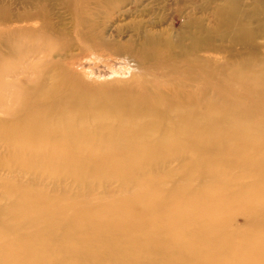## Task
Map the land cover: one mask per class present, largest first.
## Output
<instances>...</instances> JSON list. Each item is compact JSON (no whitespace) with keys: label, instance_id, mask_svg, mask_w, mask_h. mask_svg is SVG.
<instances>
[{"label":"bare ground","instance_id":"bare-ground-1","mask_svg":"<svg viewBox=\"0 0 264 264\" xmlns=\"http://www.w3.org/2000/svg\"><path fill=\"white\" fill-rule=\"evenodd\" d=\"M9 48L7 162L62 188L0 185V264H264V68L207 92L181 78L167 96L159 82L49 85V43Z\"/></svg>","mask_w":264,"mask_h":264},{"label":"rangeland","instance_id":"rangeland-1","mask_svg":"<svg viewBox=\"0 0 264 264\" xmlns=\"http://www.w3.org/2000/svg\"><path fill=\"white\" fill-rule=\"evenodd\" d=\"M20 39L28 47L49 43L50 57L40 59V76L49 85L63 78L89 88L133 81L155 93L159 82L170 96L183 78L207 92L209 77H231L246 66L264 68V0H0V54L9 56V47ZM36 76L17 79L27 85ZM0 119H7L1 109ZM0 143L4 191L39 183L62 188L13 167L6 142ZM108 187L116 189L118 183L104 184L98 193ZM245 222L234 216L239 226Z\"/></svg>","mask_w":264,"mask_h":264}]
</instances>
